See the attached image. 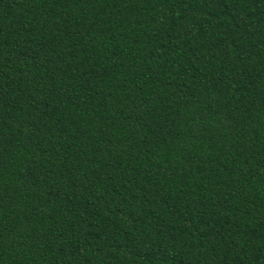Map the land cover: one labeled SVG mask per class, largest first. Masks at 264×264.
Returning <instances> with one entry per match:
<instances>
[{"label": "trees", "instance_id": "16d2710c", "mask_svg": "<svg viewBox=\"0 0 264 264\" xmlns=\"http://www.w3.org/2000/svg\"><path fill=\"white\" fill-rule=\"evenodd\" d=\"M0 264H264V0H0Z\"/></svg>", "mask_w": 264, "mask_h": 264}]
</instances>
